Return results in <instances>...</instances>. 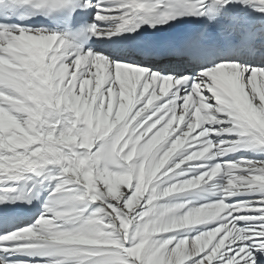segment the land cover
Here are the masks:
<instances>
[{
	"label": "snow or ice",
	"instance_id": "6c2138e0",
	"mask_svg": "<svg viewBox=\"0 0 264 264\" xmlns=\"http://www.w3.org/2000/svg\"><path fill=\"white\" fill-rule=\"evenodd\" d=\"M0 264H264V0H0Z\"/></svg>",
	"mask_w": 264,
	"mask_h": 264
}]
</instances>
